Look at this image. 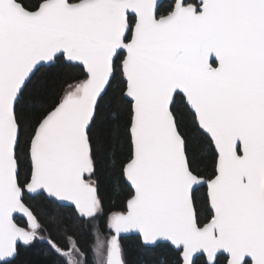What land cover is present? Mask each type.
<instances>
[{"label": "snow or ice", "instance_id": "1", "mask_svg": "<svg viewBox=\"0 0 264 264\" xmlns=\"http://www.w3.org/2000/svg\"><path fill=\"white\" fill-rule=\"evenodd\" d=\"M73 225L91 264H264V0H0V264H89Z\"/></svg>", "mask_w": 264, "mask_h": 264}, {"label": "trees", "instance_id": "2", "mask_svg": "<svg viewBox=\"0 0 264 264\" xmlns=\"http://www.w3.org/2000/svg\"><path fill=\"white\" fill-rule=\"evenodd\" d=\"M70 75V71L66 70L65 72L60 73L59 76L53 74L51 77H49L47 83L49 92L53 94L59 92L60 88L64 86V81L67 80ZM101 195L105 200L106 207L110 206V201H112L114 197V193L112 192L111 188L102 187ZM123 198V196H119L116 199L117 205H119ZM37 206V215L40 216L42 220H45L46 215H58L56 209L44 202L37 201ZM65 215L67 214L65 213ZM68 232L70 235H72V238L77 242L81 250L86 254L89 264H91L92 252L90 249L95 243V237L91 234V228L89 226L81 227L73 225L68 229ZM100 235L101 238H104L106 235V229L104 227L103 220L100 221ZM57 240L61 247H68L67 237L63 235V230L62 235L58 236ZM123 244L126 250V259L128 264H153L154 260L156 259V254L142 251L141 249L137 248L132 241L125 240L123 241ZM16 264H55V262L53 258L43 255L40 248H33L29 251H21L20 256L17 258Z\"/></svg>", "mask_w": 264, "mask_h": 264}]
</instances>
